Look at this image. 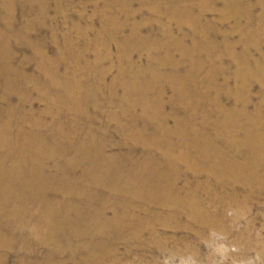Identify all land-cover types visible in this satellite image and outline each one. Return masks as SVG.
Returning a JSON list of instances; mask_svg holds the SVG:
<instances>
[{"label":"rangeland","instance_id":"obj_1","mask_svg":"<svg viewBox=\"0 0 264 264\" xmlns=\"http://www.w3.org/2000/svg\"><path fill=\"white\" fill-rule=\"evenodd\" d=\"M0 264H264V0H0Z\"/></svg>","mask_w":264,"mask_h":264}]
</instances>
